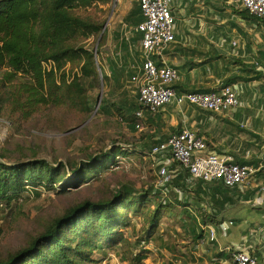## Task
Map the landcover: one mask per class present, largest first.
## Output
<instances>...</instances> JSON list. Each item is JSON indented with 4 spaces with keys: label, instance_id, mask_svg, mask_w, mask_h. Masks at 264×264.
<instances>
[{
    "label": "trees",
    "instance_id": "trees-1",
    "mask_svg": "<svg viewBox=\"0 0 264 264\" xmlns=\"http://www.w3.org/2000/svg\"><path fill=\"white\" fill-rule=\"evenodd\" d=\"M110 1L0 0V117L28 121L38 110L48 106L78 112L86 117L91 114L89 92L99 86L95 56L99 63L102 44L98 36L104 22L82 16L80 12L92 7L105 11ZM233 14L249 25L264 26V19L251 16L244 9H236ZM142 20L138 0L124 17V24L132 37L114 33L115 42L119 43L124 54H128L131 45L139 42L141 36L134 28ZM96 38L99 42L93 51L87 41ZM257 54L256 57L253 55L257 67L236 59L234 62L240 66L241 73L225 79L222 86L251 82L264 84V49ZM98 67L105 84L109 77ZM108 69L111 76L122 71L121 67L116 70L112 61ZM131 72L128 75L131 76ZM173 88L176 87L173 85ZM135 97L132 102L122 99L119 105H110L119 118L130 125L136 123L138 111L144 115L148 113L138 104L137 93ZM107 108L108 104L103 100L97 112L107 111ZM144 138L151 142V136L146 134ZM253 138L260 158L241 159L236 163L257 167L264 161V141L257 136ZM143 153V149L135 146L111 143L106 150L92 153L73 165L59 161L49 163L36 158L35 153L26 162L7 163L0 158V214L14 215L18 206L30 199L28 187L34 199L41 195L39 187L55 195H66L115 171L120 165V157H138ZM183 170L184 173L171 182L168 193L155 186L135 190L121 185L106 198L75 204L46 224L23 248L5 258L0 257V264H95L103 257L97 259L94 254L106 255L116 249L122 251V262L144 264L154 249L173 250L171 240L175 236L189 240L195 248L204 238L205 225L216 226L223 222L226 214L246 207L241 202H249L254 196L252 191L241 193L237 188L191 181L188 172ZM174 189L182 194L178 196ZM197 203H204L210 212L198 207ZM164 218H175L181 232L163 233L160 223ZM230 220L238 222L240 219ZM128 230L135 233L137 241L134 243L127 237ZM140 242L142 247H139ZM136 243L138 247H135ZM152 244L153 250L149 248ZM214 259L216 262L220 259L231 262L230 254L225 252L215 254Z\"/></svg>",
    "mask_w": 264,
    "mask_h": 264
},
{
    "label": "rangeland",
    "instance_id": "rangeland-1",
    "mask_svg": "<svg viewBox=\"0 0 264 264\" xmlns=\"http://www.w3.org/2000/svg\"><path fill=\"white\" fill-rule=\"evenodd\" d=\"M137 1L111 0L107 8L105 7L107 9L105 11L98 7H92L80 12L82 16L104 22L98 36V40L101 39L102 44L99 63L95 56L99 86L94 87L89 92L93 108L91 114L86 117L78 112L48 106L42 107L28 121H23L20 118L10 120V118L7 119L1 116L0 158L7 163L26 162L31 160L33 153H35L36 158L49 163L59 161L67 165H73L92 153L106 150L111 143L135 146L137 149H143L144 153L138 157H120L118 159L120 165L115 171L104 175L100 180L88 186L75 191L71 190L66 195H55L53 192H47L39 187L38 190L41 195L39 199H34L33 194L30 193L31 189L28 187L27 193L30 199L21 203L14 215L0 214L1 258H5L8 254L23 248L34 235L42 231L46 224L50 223L55 217L63 215L70 207L83 200L96 201L106 198L121 185L131 186L135 190H143L153 187L156 183V163L148 157L146 148H149L150 140L144 138L145 131L136 129L134 123L130 125L122 121L110 106L112 104L119 105L122 99L130 102L136 99V89L131 83L128 73L137 71L132 69L131 66H139L141 61L140 56L138 57L140 49L137 44H134L129 47L128 54H124L125 52L119 49V43L116 44L115 42L114 33L121 36L125 35L126 38L132 37L128 27L124 24V17ZM98 40L97 38L96 40H88L87 46L93 48L94 51L97 49ZM248 42H246L247 44L244 42L241 44L247 46ZM111 61L116 70H118V67L119 69L121 67L122 70H118L116 75L113 74L112 76L108 69ZM98 66L109 77L105 80V84L101 80V70ZM238 89L240 90V88ZM262 91L261 100H264V89ZM99 95H101L100 99ZM246 98L250 102V95ZM257 99L251 101L253 108L247 109L251 111V114L260 116L263 119L264 107H255L253 104H258ZM103 100L108 104L107 111L97 112ZM248 102H246L247 105H249ZM142 142L146 147H139ZM231 213L229 212V214ZM262 214L261 209L254 210L246 206L231 215H238L241 220L250 224ZM136 224L139 228V219ZM178 227L179 223L176 222L175 218H164L160 223V229L166 235L175 233ZM127 233V237L132 243L137 241L136 236H134L135 233H131L130 230ZM171 246L173 250L159 251L152 248L154 247L152 244L149 248L154 250L144 264H224L227 261L226 259H220L219 262H216L212 256L206 258V254L202 252H206L212 247H189V242L184 240L182 236L173 237ZM135 247H138L137 243ZM139 247H142L141 242ZM121 252L120 249H116L106 255L94 254V257L97 259L105 257L106 264H127L120 259ZM110 255L115 257L116 260H111ZM226 264L231 263L227 261Z\"/></svg>",
    "mask_w": 264,
    "mask_h": 264
},
{
    "label": "crops",
    "instance_id": "crops-1",
    "mask_svg": "<svg viewBox=\"0 0 264 264\" xmlns=\"http://www.w3.org/2000/svg\"><path fill=\"white\" fill-rule=\"evenodd\" d=\"M239 8L238 0H174L171 13L175 23V41L167 49L165 57L167 64L177 70L178 78L174 82V87L178 93L197 90L218 91L225 79L241 73L240 66L234 62L236 59L250 65L254 64L253 55L256 57V54L264 49V26L249 25L240 20L233 14V11ZM233 42H236L235 47ZM242 42H248L250 46H243ZM138 48L140 49V46ZM139 53L140 64L136 67L132 65V69L137 70L141 66V50ZM258 56L257 54V58ZM135 72H131L130 79ZM235 86L241 90V104L234 113H211L187 103L178 106L175 102L163 106L155 114L145 113L142 130L151 136V142L155 143L150 142L147 151L181 129L187 128L204 140L209 152L230 155L236 162L241 159L249 161L258 158L257 143L253 137L257 136L264 141V117L262 119L251 114L247 108H253L251 101L257 97L258 104L253 103L255 107H264V100H261L264 84L251 82L238 83ZM249 95L250 102L246 98ZM242 121L246 123L244 128L240 126ZM139 147H145L144 143L142 142ZM260 148L262 150L263 147ZM168 170L173 173L172 182L184 173V170L175 163ZM174 191L178 196L182 194L180 190ZM248 191H252L254 196L249 202L241 203L247 207L259 208L263 214L250 224L241 220L238 215L226 214V220L223 222L234 217L240 219L234 222L226 236H222L218 230L223 222L216 226L205 225L204 228H214L216 231V241L213 244L201 240L196 245L212 247L202 252L206 254V258L240 245L253 253L258 264H264V199L260 200V206H255L252 204L255 198L254 190ZM197 206L210 212L204 203H197ZM256 229L259 232L255 233ZM176 231L181 232L179 227ZM95 264H106V261L104 259Z\"/></svg>",
    "mask_w": 264,
    "mask_h": 264
},
{
    "label": "built area",
    "instance_id": "built-area-1",
    "mask_svg": "<svg viewBox=\"0 0 264 264\" xmlns=\"http://www.w3.org/2000/svg\"><path fill=\"white\" fill-rule=\"evenodd\" d=\"M173 2L174 0H139L143 20L134 31L141 36L139 46L142 63L130 79L136 89L138 104L150 114H155L171 102L178 106L187 103L211 113H234L241 104V90L238 86H221L217 92L212 93L178 94L173 88L178 73L174 67L167 64L165 57L167 49L175 41L174 17L171 13ZM238 4L251 16L264 19V0H238ZM233 46H236V42H233ZM253 66L257 65L254 63ZM143 120V112L138 111L136 129L142 130ZM240 126L244 128L246 123L242 121ZM148 157L156 163L155 188L165 189L166 192L171 189L173 176L168 168L173 163H178L188 172L191 181L237 188L241 193L252 189L255 192L252 204L255 206H260V200L264 199V161L257 167L241 165L230 155L209 152L204 140L187 128L151 147ZM233 225L232 220L223 222L218 227L219 233L226 236ZM203 230V242L214 243L215 229L203 227ZM254 232L259 231L256 229ZM227 253L230 254L231 264H258L257 258L240 245L228 248ZM111 260L116 259L111 256Z\"/></svg>",
    "mask_w": 264,
    "mask_h": 264
},
{
    "label": "water",
    "instance_id": "water-1",
    "mask_svg": "<svg viewBox=\"0 0 264 264\" xmlns=\"http://www.w3.org/2000/svg\"><path fill=\"white\" fill-rule=\"evenodd\" d=\"M94 51H96V49H95ZM100 96H101V95H99V99H100ZM99 101H100V100H99ZM98 104H99V103H98Z\"/></svg>",
    "mask_w": 264,
    "mask_h": 264
}]
</instances>
